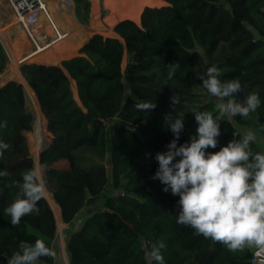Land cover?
Here are the masks:
<instances>
[{"label":"trees","instance_id":"obj_1","mask_svg":"<svg viewBox=\"0 0 264 264\" xmlns=\"http://www.w3.org/2000/svg\"><path fill=\"white\" fill-rule=\"evenodd\" d=\"M165 2L159 8L144 4L140 24L119 21L114 27L117 37L93 35L79 56L60 66L22 64L26 85L10 81L0 89V122H7L0 128V139L12 145L4 153L6 162L0 163V170L10 173L9 178H0V264H7L6 256L17 251L21 241L41 239L55 250L58 238V220L48 200L39 202L38 216H25L19 227L3 213L18 191L8 184L22 182L23 174L36 166L25 135L35 122L26 105L28 89L53 137L39 155V167L69 226L65 234L69 264H155L147 253L161 239L167 244L166 264H251V250L230 252L178 224L179 197L164 192V185L152 177L158 168L155 154L166 151L174 138L164 125L172 112L173 94L181 103L172 115L184 117L185 125L179 144L196 133L192 112L218 114L216 98L198 78L213 65L222 70L223 80L241 81L244 91L236 94L238 100L255 92L262 105L248 117L226 116L219 145L209 151L239 139L244 129L264 135V0ZM73 3L77 20L88 26L91 0ZM9 59L0 39V75ZM177 62L180 68L161 90L167 64ZM146 101L155 102V110L134 108ZM252 147L264 153L257 139ZM61 162L68 168L54 167ZM40 264L53 262L43 258Z\"/></svg>","mask_w":264,"mask_h":264},{"label":"clouds","instance_id":"obj_2","mask_svg":"<svg viewBox=\"0 0 264 264\" xmlns=\"http://www.w3.org/2000/svg\"><path fill=\"white\" fill-rule=\"evenodd\" d=\"M167 67L161 90L168 86L180 64H167ZM222 75V70L213 65L198 77L202 87L219 101V111L215 116L206 110L192 112L198 127L183 144L178 142L185 127L184 117L172 115L181 99L176 94L170 97L172 112L165 116L164 125L174 138L166 151L155 154L158 168L152 179L164 185V192L179 197L178 224L193 229L197 236L222 244L230 252L255 249L257 256L264 257V153L253 151L254 132L232 139L219 151H209L219 145L220 125L226 116L248 117L261 107L262 101L255 92L238 100L236 94L244 91L241 81L223 80ZM156 107L153 101L134 105L138 112L146 113ZM6 127V121L0 122V128ZM11 147L0 139V163L6 162L4 153ZM9 177L6 169L0 170V178ZM8 187L18 189L13 202L3 209L14 227H19L25 216H38L39 202L49 196L43 171L37 166L23 174L22 182L12 180ZM166 249L167 244L161 239L151 244L147 255L155 264H166ZM43 258L58 264L57 251L41 239L34 243L21 241L18 250L6 256L7 264H40Z\"/></svg>","mask_w":264,"mask_h":264},{"label":"rangeland","instance_id":"obj_3","mask_svg":"<svg viewBox=\"0 0 264 264\" xmlns=\"http://www.w3.org/2000/svg\"><path fill=\"white\" fill-rule=\"evenodd\" d=\"M46 1H47L46 7H47L48 12L52 13L51 8H55L54 12H56L59 17L61 16V19H64L65 22H67V23L69 22L68 17H66L64 15L66 13L71 12L70 7L72 4H70L69 1H67V0H46ZM136 1H139V0H99L98 3H99V11L100 12H99V15L97 17H95V16L93 17L94 23L97 21H100L106 27L110 28L114 24H116V22L119 19H122V18L129 19L130 18L128 16L129 11L131 10L133 4ZM92 6H93V3H92ZM72 9L74 12L75 11L74 3H73ZM13 20L15 21L16 18H15V14H14L13 10L11 9L9 3L7 2V0H0V21L3 24V26H5L3 28L4 31L8 30L7 42L9 41L10 44L12 42L13 44L16 43L18 45L22 41L21 40V34L19 33L21 28H20V30H16V26L13 25V23H14ZM94 23H93V25H94ZM72 24H74V23H72ZM93 25H92V27H93ZM71 26H74V25H71ZM89 26H91V22L86 27H89ZM45 29H46V27L43 24L42 31L44 33H45ZM91 31H94L93 28H91ZM64 32L66 33L67 31L64 30L63 33ZM95 34H98V33H95ZM0 39L3 43L5 42V40L2 38L1 35H0ZM31 46L32 45L30 44V41H29L27 43V45L24 46L25 47L24 51L26 52L27 50H29L31 48ZM6 50L9 54L8 49H6ZM9 58L10 59H9L8 66H7V69H6L4 76L8 75V73H10L13 70V68H11L13 66V62L11 60L10 54H9ZM29 63H35V62H29ZM21 65L22 64L19 63V67L17 66V69L19 68L18 70H20ZM125 66H126V61L123 64L124 68H125ZM16 82L20 83V81H16ZM34 98L35 97L32 98L30 96L29 92L27 91L26 105H27L28 109L32 112V114L34 115L35 122L33 125V130L31 132H26L25 135L27 137V140H28V143H29V146L31 149L32 157L34 158L36 166H37L38 156L47 147V145L52 141L53 137H52V135H50V132L48 131L47 121L46 122L42 121V119L40 117L41 111L37 107L36 99L34 100ZM214 100L219 103V101L217 99H214ZM68 166L69 165L67 162H61V163L54 165V167H56V168H68ZM43 179H44V181L46 180L44 175H43ZM50 183H51L52 190H55L56 189L55 181L52 180ZM52 198H53V194L49 192V196H48L47 200L49 202L51 201L54 208L57 209V211H58V207H57L56 203L54 202V199H52ZM87 211L88 210L81 213L80 219H83L86 216ZM58 227H59L58 238H57L56 243H55V250L57 251L58 257H59L58 264H69L68 256L66 253V241H65V234H67V232L69 231V226L63 222L61 215L59 217Z\"/></svg>","mask_w":264,"mask_h":264},{"label":"bare ground","instance_id":"obj_4","mask_svg":"<svg viewBox=\"0 0 264 264\" xmlns=\"http://www.w3.org/2000/svg\"><path fill=\"white\" fill-rule=\"evenodd\" d=\"M70 2L71 7H70V13H66L64 14L66 17H68L69 19V22H65L64 19H61V16L59 17L58 14L56 12H54L55 8H51L52 10V13L48 12V17H44L42 23H41V26H44L46 27L45 29V33L49 35H52L54 34L55 32V28H57L61 33L65 30V31H68L69 30V26L72 25L73 22V1L72 0H67ZM99 0H91V2L93 3V16L97 17L99 15V3H98ZM150 1H153V0H139V1H136L131 10L129 11V14L128 16L130 18H134L133 20L137 19V16H138V13H140V10L142 8V6L144 4H148ZM47 8V7H46ZM139 10V11H138ZM50 17V18H49ZM14 21V20H13ZM54 23H52V22ZM45 22V23H44ZM13 25L16 26V30H20V34H21V43H19L18 45L16 43L14 44H8L9 45V48L11 50V54H13L12 56H14L16 59L15 60H12L13 62V66L11 68H13V70L8 73V75H5L2 77L1 81H0V84L2 82H4L5 80H15V81H20V75H19V71L17 69V64H19L18 60L22 59V61H49V62H55L57 59V57L54 55V53H56V50L57 48H62L61 46H63L64 44L67 43V41L72 38L71 36L69 37L68 35L61 39L60 41L58 42H55L53 44H51L48 48H46L45 50H43L42 52L40 53H33V54H30L28 56V54H26L27 52H25V45H27V43L29 42L28 40V37H27V34L25 32V30L23 29L22 25L17 21L15 20ZM74 25V24H73ZM11 26V25H10ZM21 26V27H20ZM77 26V25H76ZM79 26V25H78ZM5 26H3V24L1 23L0 21V35L2 36V38L4 40H7V33H8V30L4 31V28ZM79 28V27H78ZM93 30L94 32H97L98 34H101V35H107L110 33V29H108L103 23H101L100 21H97L94 23L93 25ZM70 32V31H69ZM72 32V31H71ZM65 33V32H64ZM62 33V34H64ZM67 33V32H66ZM87 34V32H86ZM90 34V33H89ZM93 34V33H92ZM110 35V34H109ZM107 35V36H109ZM87 36V35H86ZM69 37V38H68ZM119 38V37H118ZM11 40V39H10ZM74 40V39H73ZM72 40V41H73ZM84 40V35L81 39V41ZM7 42V41H6ZM8 43V42H7ZM68 48V47H67ZM70 50V49H68ZM31 52V51H30ZM64 53V52H63ZM75 53V52H74ZM50 54L51 57H47V55ZM69 53H67L68 55ZM65 55V54H64ZM73 55V54H72ZM49 56V55H48ZM66 56V55H65ZM70 56V55H69ZM67 57V56H66ZM65 57V58H66ZM49 58V59H47ZM68 59V58H66ZM60 60V59H59ZM43 62V61H42ZM47 63V62H46ZM54 64V63H53ZM57 64V63H56ZM10 68V69H11ZM6 72V71H5ZM75 85V84H74ZM73 87V86H72ZM73 89V88H72ZM76 98H78L77 94H76ZM79 100V99H78Z\"/></svg>","mask_w":264,"mask_h":264},{"label":"crops","instance_id":"obj_5","mask_svg":"<svg viewBox=\"0 0 264 264\" xmlns=\"http://www.w3.org/2000/svg\"><path fill=\"white\" fill-rule=\"evenodd\" d=\"M149 4H153V5H155V7H162V6H165V5H167V3L165 2V0H164V2H163V0H153V1H150L149 2ZM139 11V10H138ZM139 15H140V13H138V16H137V19H135V20H133L134 18H129V20H132V21H134V22H136L137 24H140V22H141V15H142V13H141V15H140V17H139ZM91 16H92V19H91V26H89V27H86V26H83V25H81L80 23H79V21L77 20V17H76V13H75V11L73 12V22H74V26H69V30L67 31V35L70 37H72V38H70L68 41H67V43L66 44H64L63 46H61L62 48H57V50H56V53H54V55L57 57V59L58 60H56L55 62H49V61H44V60H42V61H22V59H20V60H18V62L20 63V64H24V63H29V62H35V63H40V64H45V65H51V66H60L61 65V62L63 61V60H67L66 58H68V59H70V58H73V57H76V56H79V50L81 49V47L95 34V33H97V32H94V31H91V28H92V25H93V23H94V16H93V6H92V9H91ZM126 18H122V19H119L117 22H116V24L119 22V21H122V20H125ZM116 24H114L112 27H107L108 29H110V35L109 34H107V35H109V36H107V35H103V36H105V37H117V34L114 32V27H115V25ZM73 25V24H72ZM77 25V26H76ZM79 25V26H78ZM79 27V28H78ZM70 31V32H69ZM72 31V32H71ZM86 32H87V34H86ZM90 33V34H89ZM93 33V34H92ZM83 35H84V40L83 41H81V39H82V37H83ZM87 35V36H86ZM68 37V38H69ZM74 39V40H73ZM73 40V41H72ZM7 40H5V42L3 43L4 44V46H5V48L6 49H8V51H9V54H10V56H11V60H15L16 58L14 57V56H12L13 54H11V50H10V48H9V45L8 44H10V42L8 41V43L6 42ZM11 44H13L12 42H11ZM31 44V43H30ZM32 45V44H31ZM68 47V48H67ZM68 49H70V50H68ZM31 51V52H30ZM27 53L26 54H28V56L30 55V54H32L33 53V47L31 46V48L29 49V50H27L26 51ZM64 52V53H63ZM75 52V53H74ZM67 53H69L68 55H67ZM67 56H65V55ZM73 54V55H72ZM49 55V56H48ZM47 55V57H51V55L50 54H48ZM70 55V56H69ZM66 57V58H65ZM47 59H49V58H47ZM60 59V60H59ZM47 62V63H46ZM54 63V64H53ZM57 63V64H56ZM4 74L5 73H3V74H1L0 75V81H1V79H2V77L4 76ZM10 81H14V80H6V81H4V82H2L1 84H0V89L3 87V86H5L8 82H10ZM75 83H73L72 84V88H73V92H74V96H75V98H76V94H77V88H76V86L74 85ZM30 94V93H29ZM30 96L33 98V97H35L34 96V94L31 92V94H30ZM77 96H78V94H77ZM79 98H76V100L79 102V100H78ZM34 100H35V98H34ZM36 104H37V107L39 108V104H38V102L36 101ZM40 117H41V119H42V121H45L46 122V119H45V117H44V115L42 114V113H40ZM229 117V116H228ZM248 131H252L251 129H244L243 130V132L244 133H246V132H248ZM252 132H254V131H252ZM255 134V133H254ZM51 135V134H50ZM255 136H256V139L258 140V142L260 143V145H262L263 147H264V135H260V134H258V133H256L255 134ZM48 146V145H47ZM53 209L56 211V209L53 207ZM57 213V212H56ZM58 213L59 214H57L59 217H60V215H61V212H60V210H59V208H58ZM251 251H252V253L254 254V256L258 259V264H261V261L262 260H264V257H260V256H257L255 253H256V250L255 249H251Z\"/></svg>","mask_w":264,"mask_h":264},{"label":"built area","instance_id":"obj_6","mask_svg":"<svg viewBox=\"0 0 264 264\" xmlns=\"http://www.w3.org/2000/svg\"><path fill=\"white\" fill-rule=\"evenodd\" d=\"M7 2L13 10L16 20L24 28L32 44L33 53H40L51 44L67 36L66 33L62 34L63 32L61 33L57 28H55L54 34L50 36L42 31L43 26H41V23L43 18L49 16L46 0H7ZM251 264H258V259L255 256Z\"/></svg>","mask_w":264,"mask_h":264},{"label":"water","instance_id":"obj_7","mask_svg":"<svg viewBox=\"0 0 264 264\" xmlns=\"http://www.w3.org/2000/svg\"><path fill=\"white\" fill-rule=\"evenodd\" d=\"M91 19H92V17H91ZM18 67H19V64L17 65ZM19 69V68H18ZM19 71V75H20V84H24V85H26V83H25V81H24V79H23V77H22V75H21V72H20V70H18ZM75 86H76V83H75ZM28 92L31 94V91L28 89ZM78 94V93H77ZM86 115H87V118L89 119V120H91V118H92V115L90 114V113H86ZM37 167H39V156H38V159H37ZM50 204H51V201H50ZM51 206H52V204H51ZM52 208H53V206H52ZM54 210V209H53ZM54 212H55V215H56V217H57V219H58V221H59V216L57 215V213H56V211L54 210Z\"/></svg>","mask_w":264,"mask_h":264}]
</instances>
